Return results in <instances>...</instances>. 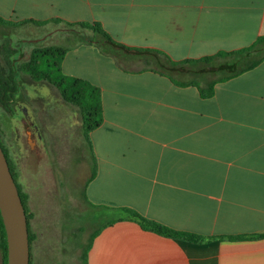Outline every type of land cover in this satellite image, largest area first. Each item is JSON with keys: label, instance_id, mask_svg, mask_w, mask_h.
Instances as JSON below:
<instances>
[{"label": "crops", "instance_id": "1", "mask_svg": "<svg viewBox=\"0 0 264 264\" xmlns=\"http://www.w3.org/2000/svg\"><path fill=\"white\" fill-rule=\"evenodd\" d=\"M0 16L59 31L61 71L100 89L84 202L104 213L130 207L205 238L168 237L113 215L92 230L87 264H264V235L227 238L264 233V59L202 98L159 73L123 71L64 27L96 21L126 45L196 58L264 34V0H0Z\"/></svg>", "mask_w": 264, "mask_h": 264}, {"label": "rangeland", "instance_id": "2", "mask_svg": "<svg viewBox=\"0 0 264 264\" xmlns=\"http://www.w3.org/2000/svg\"><path fill=\"white\" fill-rule=\"evenodd\" d=\"M60 37L50 27L0 23V47L7 42L17 49L13 57H27L36 46L58 45ZM16 100L19 106L13 116L0 108V135L15 180L28 195L30 264H82L80 255L89 234L115 212L104 213L83 200L92 160L80 111L54 85L26 75ZM20 107L37 125L29 139Z\"/></svg>", "mask_w": 264, "mask_h": 264}, {"label": "trees", "instance_id": "3", "mask_svg": "<svg viewBox=\"0 0 264 264\" xmlns=\"http://www.w3.org/2000/svg\"><path fill=\"white\" fill-rule=\"evenodd\" d=\"M55 22L60 19H53ZM32 22L43 24L45 21L23 19L12 23L0 16V23L12 25ZM65 30L74 31L80 42L95 45L101 53L112 56L120 69L128 73H136L143 70H150L169 78L177 86L194 85L200 97H211L214 93V84L225 81L244 71L257 66L264 59V34L258 35L250 44L232 49L220 50L213 54L203 55L196 58L172 59L164 51L153 47L129 46L113 39L99 22H64ZM75 26L80 27L79 29ZM88 30V32L84 31ZM3 43L0 47V108L6 113H15L16 97L20 91L19 75H26L33 80H45L54 85L60 92L62 98L75 105L81 115V129L83 137L89 147L91 156L90 174L85 185L96 174V161L90 139V131L102 121L101 92L99 87L89 81L64 74L61 71L60 63L67 51V47L61 45H43L33 47L27 57L22 54L13 55L17 49ZM19 53H21L19 51ZM133 62L140 63V67H133ZM218 74L217 76H213ZM11 174L17 185L19 195L24 207L28 241L32 238L29 225V216L26 207L27 193L23 192L15 180V174L5 149L1 145ZM83 198L87 200L85 193ZM115 220L128 219L139 223L142 228L162 234L164 236L179 238L192 242H203L205 238L199 234L173 229L156 220L147 218L130 207H113ZM118 213H117V212ZM97 230L89 234L86 244L82 248L81 262L87 264V253L91 241ZM255 234L252 236L235 235L228 236L230 239H244L246 237L263 236ZM6 234L2 219L0 217V264H6ZM30 264V261H29Z\"/></svg>", "mask_w": 264, "mask_h": 264}, {"label": "water", "instance_id": "4", "mask_svg": "<svg viewBox=\"0 0 264 264\" xmlns=\"http://www.w3.org/2000/svg\"><path fill=\"white\" fill-rule=\"evenodd\" d=\"M0 217L6 234V264H29L26 215L1 145Z\"/></svg>", "mask_w": 264, "mask_h": 264}, {"label": "flooded vegetation", "instance_id": "5", "mask_svg": "<svg viewBox=\"0 0 264 264\" xmlns=\"http://www.w3.org/2000/svg\"><path fill=\"white\" fill-rule=\"evenodd\" d=\"M19 79L21 80L20 81V84L22 82V75H19ZM18 96V94H17ZM19 103H17V100H16V105H15V111H16V108H18V105ZM21 109V112H22V122H26L27 124V129H26V135L28 136L27 138L29 139L31 136L34 137V130L37 129V125L33 123V121L31 119H29V115L27 114L26 110L24 107H20ZM9 114V113H8ZM15 114V113H14ZM13 114V115H14ZM10 115V114H9ZM13 115H10V116H13ZM2 140H1V135H0V145L3 146L2 144ZM2 148V147H1ZM3 148L5 149V147L3 146ZM3 150V149H2ZM4 152V151H3ZM5 152H6V149H5ZM7 153V152H6ZM8 155V154H7Z\"/></svg>", "mask_w": 264, "mask_h": 264}]
</instances>
